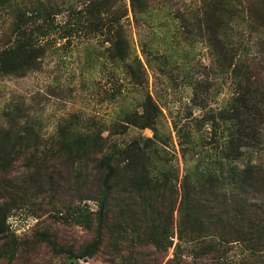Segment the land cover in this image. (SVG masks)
I'll return each mask as SVG.
<instances>
[{
    "label": "trees",
    "instance_id": "1",
    "mask_svg": "<svg viewBox=\"0 0 264 264\" xmlns=\"http://www.w3.org/2000/svg\"><path fill=\"white\" fill-rule=\"evenodd\" d=\"M159 1L167 0H128V5L124 0H0V15L7 17L0 19V26L6 24L0 33V77H23L72 41L100 39L105 59L140 92L136 104L109 123L72 113L48 132L18 103L5 111L0 238L3 215L15 204L2 200L15 188V179L6 178L9 157L24 146L23 182H35L51 199L57 196L54 204L65 209L61 219L89 222L95 214L104 226L114 203L126 225L150 227L135 231L139 243L172 248L170 264H264V0H216L220 19L230 22L231 45L218 38L217 54L232 92L212 111L209 93H201L200 82L192 84L190 102L203 113L190 111L171 129L164 127L162 109L145 89L147 66L154 61L162 70L166 56L143 40L142 60L126 27L128 12L135 24L152 26L151 4ZM204 125L209 132H202ZM130 126L151 135L119 142L116 137ZM69 192L79 200H96L97 213L66 200ZM91 254L86 250L77 258Z\"/></svg>",
    "mask_w": 264,
    "mask_h": 264
},
{
    "label": "rangeland",
    "instance_id": "2",
    "mask_svg": "<svg viewBox=\"0 0 264 264\" xmlns=\"http://www.w3.org/2000/svg\"><path fill=\"white\" fill-rule=\"evenodd\" d=\"M124 2L128 5V0ZM215 5L216 0L155 2L151 4L152 26L135 24L128 12L126 27L135 53L144 60L140 43L146 40L166 56L162 70L157 69L154 61L147 66L145 86L162 109L161 121L166 129H171L174 120H182L190 111L193 116L203 113L190 102L192 84L200 82L201 93H209L208 106L212 111L223 105L232 92L231 77L221 68L217 54L218 38L225 40L227 47L231 45L230 22L220 19ZM1 18L6 19V14L2 12ZM5 25L0 26V33ZM80 40L72 41L68 49L45 56L37 71L23 77H0V122L15 103L27 115L41 120L47 132L54 129L60 118L72 113L98 124L103 119L109 123L121 109L136 104L139 90L130 84L117 64L105 59L102 41ZM206 126L201 129L203 133L209 132ZM140 133L151 135L149 129L130 126L116 139L127 142ZM18 147L9 157L10 170L6 174L7 179H15V188L2 199L15 204L3 215L0 264H170L172 248L160 251L150 243H139L135 231L147 232L150 227L138 229V222L126 225L114 203L104 226L98 225L95 214L90 215L89 222L61 219L65 209L54 204L57 196L51 199L52 194H43L35 182H23L26 154L24 146ZM87 189L86 186L81 193ZM78 195L69 192L66 200L83 211L97 213L96 200H79ZM86 250L92 254L77 258Z\"/></svg>",
    "mask_w": 264,
    "mask_h": 264
}]
</instances>
